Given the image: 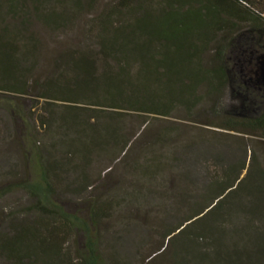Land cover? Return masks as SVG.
Returning a JSON list of instances; mask_svg holds the SVG:
<instances>
[{
  "label": "trees",
  "instance_id": "trees-1",
  "mask_svg": "<svg viewBox=\"0 0 264 264\" xmlns=\"http://www.w3.org/2000/svg\"><path fill=\"white\" fill-rule=\"evenodd\" d=\"M32 1L35 19L52 31H62L99 0ZM26 8L23 0L9 1L8 14L18 16L0 22V91L17 95L25 93V77L34 67L29 59L35 58L37 45L33 36L25 34L32 17ZM239 23L246 25V31L222 45L218 32ZM85 25V40L57 55L36 92L42 99L39 113L3 102L22 138L27 176L18 187L31 198L28 210L34 212L31 222L0 233V254L10 264H120L102 253L93 232L109 203H90L84 218L66 210L56 191L61 175L75 167L79 178H85L83 166L91 154L108 149L124 152L130 141L122 116L128 113L168 116L176 106L188 111L200 100V85H205L206 93L226 86L236 95L231 112L236 118L224 120L221 127L264 140V82L260 80L264 55L255 54L259 39L249 35L264 27V0H114ZM226 46L233 51L236 71L226 64ZM209 47L212 62L206 65L203 54ZM52 101L62 102L60 113L53 112ZM54 127L62 133L59 145L64 148L56 158L50 152L44 155L34 138L39 129L54 133ZM75 158L78 163L72 162ZM242 169L245 172L238 177ZM184 197L179 194L180 203ZM188 203V213L166 229L165 243L146 261L189 227L187 243L179 248L189 259L263 264L264 167L253 148L246 164L244 158L227 163L223 176L208 181L199 200ZM74 232L81 235L82 247L73 258L64 244ZM202 238L208 239L209 252L199 250L196 240Z\"/></svg>",
  "mask_w": 264,
  "mask_h": 264
},
{
  "label": "rangeland",
  "instance_id": "rangeland-1",
  "mask_svg": "<svg viewBox=\"0 0 264 264\" xmlns=\"http://www.w3.org/2000/svg\"><path fill=\"white\" fill-rule=\"evenodd\" d=\"M9 1L0 0V22L2 19L10 22L18 16L8 14ZM113 1L99 0L92 10L81 12L68 29L52 31L33 16L30 6L34 2L23 0L27 14L32 16L25 34L33 36L37 45L35 58L29 59L34 67L25 77V93L0 91V233L8 234L12 225L31 222L34 216V212L28 210L31 198L18 187L27 176L21 156L22 138L17 126L10 122L11 114L3 108L6 105L3 102L7 100L21 105L24 111L39 113L42 99L35 94L49 76L55 58L62 50L82 43L89 18L105 10ZM246 29L245 24L239 23L228 31H219L218 40L225 45L229 38H236ZM249 35L254 41L259 39L260 45H254L255 54L263 56L264 27ZM211 49L203 54L206 65L212 62ZM225 49L226 64L236 71L237 65L232 64L233 51L230 46ZM206 92L205 85H200L197 90L200 100L188 111L176 106L168 116L135 113L122 116L125 137L130 141L124 152L108 149L91 154L88 165H82L83 180L79 178L78 167L73 168L76 171L61 175L56 196L66 210L86 218L90 203L102 200L109 203L105 216L93 232L98 236V248L102 253L114 257L120 264H212L209 259L207 262L189 259L190 255L179 251L187 243L184 237L189 227L172 236L170 245L146 260L165 243L166 229L175 226L188 213V202L198 201L205 184L223 176L227 163L233 164L244 158L246 164L249 150L253 148L264 167L263 139L221 127L224 120L236 118L231 113L236 104L232 96L236 95H232L226 86L217 93ZM52 102L53 112L60 113L64 108L62 102ZM53 129L54 133L39 129L34 138L41 144L44 155L50 152L56 158L64 148L59 145L60 129ZM72 162L79 161L75 158ZM244 172L242 169L238 177ZM180 193L186 198L183 203L178 198ZM225 223H229L228 220ZM196 242L201 246L200 251L209 252L207 238ZM81 247L82 237L74 232L65 242L64 251L74 258ZM261 260L264 264V256ZM0 264H10L2 254Z\"/></svg>",
  "mask_w": 264,
  "mask_h": 264
},
{
  "label": "water",
  "instance_id": "water-1",
  "mask_svg": "<svg viewBox=\"0 0 264 264\" xmlns=\"http://www.w3.org/2000/svg\"><path fill=\"white\" fill-rule=\"evenodd\" d=\"M261 77L264 80V68L261 70Z\"/></svg>",
  "mask_w": 264,
  "mask_h": 264
},
{
  "label": "flooded vegetation",
  "instance_id": "flooded-vegetation-1",
  "mask_svg": "<svg viewBox=\"0 0 264 264\" xmlns=\"http://www.w3.org/2000/svg\"><path fill=\"white\" fill-rule=\"evenodd\" d=\"M257 80H258V79H257ZM260 80H261V82H264V80H263L262 78H261Z\"/></svg>",
  "mask_w": 264,
  "mask_h": 264
}]
</instances>
